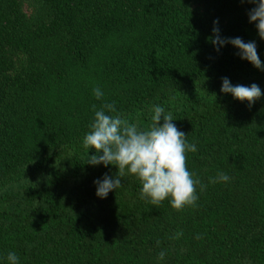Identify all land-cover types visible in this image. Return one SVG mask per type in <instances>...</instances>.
Segmentation results:
<instances>
[{"label": "trees", "instance_id": "16d2710c", "mask_svg": "<svg viewBox=\"0 0 264 264\" xmlns=\"http://www.w3.org/2000/svg\"><path fill=\"white\" fill-rule=\"evenodd\" d=\"M0 264H264V0H0Z\"/></svg>", "mask_w": 264, "mask_h": 264}]
</instances>
